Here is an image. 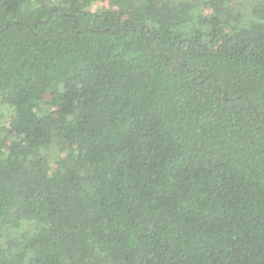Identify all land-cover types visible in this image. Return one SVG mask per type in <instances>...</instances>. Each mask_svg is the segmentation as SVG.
Returning <instances> with one entry per match:
<instances>
[{"label":"trees","instance_id":"obj_1","mask_svg":"<svg viewBox=\"0 0 264 264\" xmlns=\"http://www.w3.org/2000/svg\"><path fill=\"white\" fill-rule=\"evenodd\" d=\"M0 264H264V0H0Z\"/></svg>","mask_w":264,"mask_h":264}]
</instances>
